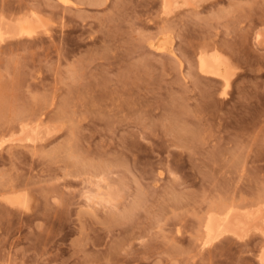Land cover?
<instances>
[{
    "label": "rangeland",
    "instance_id": "obj_1",
    "mask_svg": "<svg viewBox=\"0 0 264 264\" xmlns=\"http://www.w3.org/2000/svg\"><path fill=\"white\" fill-rule=\"evenodd\" d=\"M199 4L0 0L47 29L0 42V264H261L260 234L204 245V222L264 200V0ZM205 44L232 62L225 95ZM38 119L50 135L9 145Z\"/></svg>",
    "mask_w": 264,
    "mask_h": 264
},
{
    "label": "bare ground",
    "instance_id": "obj_2",
    "mask_svg": "<svg viewBox=\"0 0 264 264\" xmlns=\"http://www.w3.org/2000/svg\"><path fill=\"white\" fill-rule=\"evenodd\" d=\"M61 1L63 3H67L68 0ZM200 1L201 0H162L161 11H163L164 14H170L172 10H178L179 8H186V10L187 8L196 9L200 7ZM42 18L43 17H41L40 14L36 12V10L31 9L25 10L22 13H19L17 15L15 14L14 16L9 17H5L3 14H0V42L8 38L19 39L21 37H31L37 35V33L40 32L47 33V29ZM262 36V32L257 33V42L259 41V44L264 40ZM215 46H208L205 44L200 45L196 48L197 70L200 75L203 76V78L209 81H220L222 83H220L221 87L222 85L224 87L222 92H220V95H225L224 89L229 85L231 77L234 73L232 71V62L230 61L229 57L225 56V54H223L222 51H220L217 46ZM169 52L173 54V50L171 48H169ZM18 124L19 126L17 125L18 127L15 128V132L12 130L11 133L9 132L10 136L8 140L12 141L9 142V145H12L10 143L13 142H22L23 144L30 143L31 145H35L37 144V142H42L45 139L46 135H48L51 131V126L43 124L41 119L34 121L22 120ZM25 145L27 146V144ZM15 194L14 196H5L4 202L8 203L11 206H23L26 202L24 199L25 196H22V193L20 195ZM95 196H97V194ZM204 229L206 233L204 245H209L213 240L225 234H231L233 236L243 238L250 231H254L260 234L264 239V200L251 208H239L237 206L230 205L222 207L221 211H210L205 219ZM262 254H264V244L261 256Z\"/></svg>",
    "mask_w": 264,
    "mask_h": 264
},
{
    "label": "snow or ice",
    "instance_id": "obj_3",
    "mask_svg": "<svg viewBox=\"0 0 264 264\" xmlns=\"http://www.w3.org/2000/svg\"><path fill=\"white\" fill-rule=\"evenodd\" d=\"M4 143V141H0V147H2ZM261 264H264V254L261 256Z\"/></svg>",
    "mask_w": 264,
    "mask_h": 264
}]
</instances>
